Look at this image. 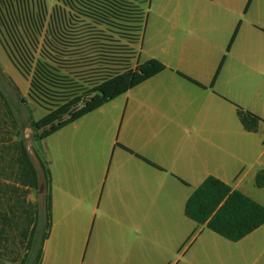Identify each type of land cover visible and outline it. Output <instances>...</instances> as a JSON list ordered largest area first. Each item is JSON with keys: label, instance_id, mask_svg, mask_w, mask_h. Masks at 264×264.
Wrapping results in <instances>:
<instances>
[{"label": "crops", "instance_id": "1", "mask_svg": "<svg viewBox=\"0 0 264 264\" xmlns=\"http://www.w3.org/2000/svg\"><path fill=\"white\" fill-rule=\"evenodd\" d=\"M148 60L165 70L40 141V264H264V224L232 242L184 214L208 177L264 207V0H148Z\"/></svg>", "mask_w": 264, "mask_h": 264}, {"label": "trees", "instance_id": "2", "mask_svg": "<svg viewBox=\"0 0 264 264\" xmlns=\"http://www.w3.org/2000/svg\"><path fill=\"white\" fill-rule=\"evenodd\" d=\"M62 5L61 9L65 22L63 27L54 30L48 37H42L41 43H38L37 37H40L41 29L38 28L31 43V53L9 57L15 64L16 69L24 79H28V96L38 106L44 108L47 113L39 120L31 117L30 126L35 131H40L39 140H42L64 126L74 122L82 116L96 110L102 105L112 101L118 96L124 94L129 89L137 86L148 78L165 70V66L156 60H148L143 63H137L134 68H130V57L132 55L130 45L137 40V35H127V44L124 58L121 61L122 69L112 72L106 77L97 79L96 82L81 94L72 96H62L63 93H56L59 84L56 83L50 70H53L51 64H54L55 57L59 51L57 48L63 44L64 48H72L64 45L65 41H70L71 46H81L89 55L95 54L94 62L100 60L114 59L115 47L111 44H104L107 41L104 32L97 31V27H114L117 22L135 23L141 21L139 3L148 0H58ZM133 1V2H132ZM134 1H138L134 3ZM26 0H0V32L8 35L14 34L17 28H13L5 21H9L14 16L21 15L24 12L23 3ZM139 14L138 20L135 16ZM76 16L87 22V29L80 32L67 31L66 25L70 24ZM77 18V17H76ZM24 29V27H23ZM110 38V37H109ZM104 42V43H103ZM66 46V47H65ZM33 53H37V59L33 58ZM66 57V51L62 52ZM91 59V56L87 57ZM33 60L34 63L32 62ZM112 62V61H111ZM33 64V65H32ZM58 94V97L55 96ZM52 98H62L60 105L54 106V109L44 107L46 103L43 100L52 101ZM75 111L68 116V113ZM237 117L245 131L255 132L261 120L251 113L236 108ZM20 163L22 177L28 186L33 190L43 189L45 223L41 237L37 243L34 240L36 221L33 213V221L28 232L23 236L26 240L25 253L19 261V264H40L42 257V244L48 236L50 229V173L46 163L39 157V166L42 173V186L40 187L38 171L30 160L29 153L23 142L20 143ZM254 184L258 188H264V171L258 172ZM184 214L186 217L199 225L205 226L217 235L236 242L251 233L253 230L264 224V207L239 191L232 190L229 186L216 178H206L190 195L184 205Z\"/></svg>", "mask_w": 264, "mask_h": 264}, {"label": "rangeland", "instance_id": "3", "mask_svg": "<svg viewBox=\"0 0 264 264\" xmlns=\"http://www.w3.org/2000/svg\"><path fill=\"white\" fill-rule=\"evenodd\" d=\"M129 1V0H128ZM139 1V0H138ZM138 1H134L137 3ZM133 2V1H132ZM141 21L135 23L117 22L114 27H97V31L104 32L105 39L115 47L114 59L94 62L95 54L89 55L81 46H71L66 40L64 45L72 48H64L63 44L57 48L60 52L55 57L53 70H50L59 89L56 93L67 95L81 94L90 89L97 79L108 76L112 72L122 69L127 35H137V40L130 45L132 49L130 68L137 64V52L140 47L143 33L144 19L147 12V1L139 3ZM24 12L14 16L8 23L17 28L14 34L8 35L0 32V264H19L25 253L26 240L23 233L28 232L33 221V213L36 221L34 240L39 241L45 223V207L43 189L33 190L22 177L20 163V143L26 147L30 160L38 171L39 183L40 166L39 157L43 161L40 148V131H35L29 124L31 117L34 120L41 119L46 110L38 106L28 96L29 82L24 79L15 64L11 61L9 53L13 57H19L31 53V43H34L33 31L41 29L38 43L42 37L49 35L54 30L63 27L65 19L62 5L58 0H26L23 3ZM77 17V18H76ZM69 25L64 27L67 31L80 32L87 29L88 23L76 16ZM139 14L135 16L138 20ZM24 27V29H23ZM110 37V38H109ZM65 46V47H66ZM66 51V57L62 52ZM37 59V53H33ZM35 60L32 62L34 63ZM112 61V62H111ZM33 65V64H32ZM58 97V94H55ZM52 101L43 100L44 107L54 109L60 105L62 98H52ZM42 186V185H41ZM43 205V206H42Z\"/></svg>", "mask_w": 264, "mask_h": 264}, {"label": "water", "instance_id": "4", "mask_svg": "<svg viewBox=\"0 0 264 264\" xmlns=\"http://www.w3.org/2000/svg\"><path fill=\"white\" fill-rule=\"evenodd\" d=\"M74 111H75V109H72V110L68 113V116H70ZM40 187H41V184H40Z\"/></svg>", "mask_w": 264, "mask_h": 264}]
</instances>
